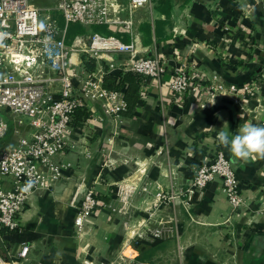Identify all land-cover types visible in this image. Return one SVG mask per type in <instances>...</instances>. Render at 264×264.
Masks as SVG:
<instances>
[{"label": "crops", "instance_id": "0c3cea01", "mask_svg": "<svg viewBox=\"0 0 264 264\" xmlns=\"http://www.w3.org/2000/svg\"><path fill=\"white\" fill-rule=\"evenodd\" d=\"M252 5V0H152L150 7L123 15L134 22L130 33L112 24L96 26L126 43L139 39L140 57H157L168 70L195 66L208 81L252 83L264 94V10L252 11ZM112 58L120 64L125 57ZM109 62L99 65L107 70ZM171 75L143 82L131 116L114 120L100 104L92 107L81 128L91 130L90 137L64 157L73 165L69 179L53 192L32 195L21 215L22 231L5 237L11 251L30 246L24 264H52L56 258L67 264H114L117 258L122 261L116 264L125 258L129 264H163L169 258L179 264H264V159L237 161L216 140L218 131L235 134L245 122L264 127V101L248 98L246 107L181 104L170 89ZM10 127L9 145L17 141L14 124ZM220 152L235 167L240 193L250 204L244 213L232 209L219 179L202 194L189 192L198 168ZM124 184L132 188V201H123ZM86 187L94 189L98 206L79 234L75 221ZM160 193L179 200H159ZM140 195L149 197L147 210L168 207L182 215L172 237L128 240L125 229L138 231L141 224L125 214L145 210ZM144 252L147 260L139 261Z\"/></svg>", "mask_w": 264, "mask_h": 264}, {"label": "built area", "instance_id": "2783aa9c", "mask_svg": "<svg viewBox=\"0 0 264 264\" xmlns=\"http://www.w3.org/2000/svg\"><path fill=\"white\" fill-rule=\"evenodd\" d=\"M128 1L126 6L116 0L117 11L112 13L107 0H55L49 7H38L35 0H0V141L10 133V123L17 137L14 144L0 149V264L28 261L30 246L23 244L19 251H11L5 237L22 231L21 215L32 195L53 192L61 181L69 179L73 165L64 161L66 152L79 148L91 135V130L83 132L74 126L77 112H90L100 104L105 114L116 120L128 111L125 93L103 86L107 72H133L145 81L160 80L169 71L170 89L177 102L194 100L202 108L218 103L246 107L248 98L259 105L264 101L263 91L252 83L208 81L195 66L185 64L168 70L157 57H140L139 39L126 43L116 35L92 30L106 23L132 32L133 20L123 15L150 7L152 0ZM252 1V11L264 10V0ZM72 24L89 29L88 35L69 43L67 32ZM120 54L125 58L117 64L112 57ZM108 59L111 62L104 70L99 62ZM89 60L96 61L93 72L85 68ZM261 81L264 85V75ZM217 179L222 181L232 209L246 212L250 204L240 193L236 169L223 152L198 168L189 185L190 194L204 193ZM29 181L31 187L26 189ZM96 197L93 188L81 191L75 221L79 234L98 206ZM158 199L173 198L160 193ZM52 264L67 263L56 258Z\"/></svg>", "mask_w": 264, "mask_h": 264}, {"label": "rangeland", "instance_id": "374dc122", "mask_svg": "<svg viewBox=\"0 0 264 264\" xmlns=\"http://www.w3.org/2000/svg\"><path fill=\"white\" fill-rule=\"evenodd\" d=\"M35 3L37 4L38 7H49L55 3V0H35ZM57 17H58V21H60L61 17L60 16H57ZM11 135L12 133L11 134L9 133L3 140L0 141V149L9 145L8 143H9V139ZM12 142L13 141L11 140V143ZM126 188L128 189H132V188L131 186L126 185L122 189L123 193L125 194L129 193V195L122 196L125 198L124 200L125 202H129V201H132L133 193L131 192V190L126 191ZM139 199H140V204H141L142 209H145V210H141L138 213L137 212L136 213L127 212L125 214L126 217H128L129 219L131 217L133 218V216L135 217L136 219L135 222H136L137 227L138 225L141 224V226L138 227L139 228L138 231L136 230V227L134 226L131 227V225H129V227L125 229L126 230L125 233L127 235L128 240L131 242V240H135L139 238L143 242L153 243V241L158 240L160 237H172L175 234V231L177 230L174 228L173 224L175 223V221L181 220L183 218L182 215L177 214L179 216L176 217L174 215L176 213H174L173 210H170V208L168 207L158 209L155 212L151 210H147L146 207L149 202L148 195H140ZM172 200L170 202H176V200H179V199H176L175 201H172ZM159 202L161 201H158V203ZM195 235H197V232H195ZM152 238L153 240H151ZM121 261L122 260L120 258H117V261H114V264H116L117 262H121ZM122 263L129 264L126 258L123 260ZM163 264H179V261L171 260V258H169V260H167V262Z\"/></svg>", "mask_w": 264, "mask_h": 264}, {"label": "trees", "instance_id": "16d2710c", "mask_svg": "<svg viewBox=\"0 0 264 264\" xmlns=\"http://www.w3.org/2000/svg\"><path fill=\"white\" fill-rule=\"evenodd\" d=\"M61 25H64L63 21L60 22ZM85 29L81 25L72 24L67 32V41L72 43V41L79 35L85 34ZM93 31L98 33L107 34L105 27L103 26H94ZM85 68L89 72L96 70V61L89 60L85 62ZM143 78L133 72H122V71H113L107 72L104 76L103 86L108 90L123 91L125 93L126 101L128 104V111L123 113L124 116H131L133 109L137 106L140 101V91L143 84ZM90 119L89 112L86 110H79L75 117L74 126L77 129L83 128ZM147 252L141 254L138 258L139 261L147 260Z\"/></svg>", "mask_w": 264, "mask_h": 264}, {"label": "clouds", "instance_id": "9594fccd", "mask_svg": "<svg viewBox=\"0 0 264 264\" xmlns=\"http://www.w3.org/2000/svg\"><path fill=\"white\" fill-rule=\"evenodd\" d=\"M216 140L219 146L228 149L237 161L247 163L254 157L264 159V127L245 122L239 126L235 134L224 130L218 131ZM31 183V181L28 182L26 189L31 187Z\"/></svg>", "mask_w": 264, "mask_h": 264}, {"label": "bare ground", "instance_id": "6f19581e", "mask_svg": "<svg viewBox=\"0 0 264 264\" xmlns=\"http://www.w3.org/2000/svg\"><path fill=\"white\" fill-rule=\"evenodd\" d=\"M107 6L109 12H116L117 11V3L116 0H107Z\"/></svg>", "mask_w": 264, "mask_h": 264}, {"label": "water", "instance_id": "95a60500", "mask_svg": "<svg viewBox=\"0 0 264 264\" xmlns=\"http://www.w3.org/2000/svg\"><path fill=\"white\" fill-rule=\"evenodd\" d=\"M80 197H81V194H80ZM79 200H80V198H79Z\"/></svg>", "mask_w": 264, "mask_h": 264}]
</instances>
